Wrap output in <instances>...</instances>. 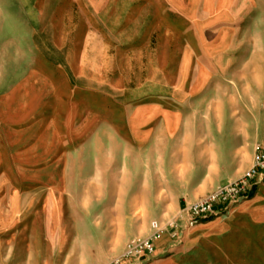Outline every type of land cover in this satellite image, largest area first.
I'll return each mask as SVG.
<instances>
[{
    "label": "rangeland",
    "instance_id": "rangeland-1",
    "mask_svg": "<svg viewBox=\"0 0 264 264\" xmlns=\"http://www.w3.org/2000/svg\"><path fill=\"white\" fill-rule=\"evenodd\" d=\"M155 6L0 0V264H110L177 216L159 198L192 167L231 176L264 149V0H236L231 50L182 71L191 46ZM149 96L208 149L136 143Z\"/></svg>",
    "mask_w": 264,
    "mask_h": 264
},
{
    "label": "crops",
    "instance_id": "crops-1",
    "mask_svg": "<svg viewBox=\"0 0 264 264\" xmlns=\"http://www.w3.org/2000/svg\"><path fill=\"white\" fill-rule=\"evenodd\" d=\"M158 11L173 16L183 30V47L178 56L179 70L191 67L192 58L214 60L224 56L237 40L236 0H155ZM113 10V8H112ZM168 16V15H167ZM187 44V46H189ZM186 45V44H185ZM193 47V48H192ZM190 63V64H189ZM184 65V66H183ZM164 87L159 82L158 88ZM142 111L132 118L136 143L159 145L165 136L175 138L180 152L208 149L206 132L183 128L181 115L166 112L160 96H149ZM137 114V116H136ZM252 164V155L241 170L231 176H214L211 162L191 170L187 182L173 193L162 190V200H175L177 214L187 205L240 178ZM262 264L264 260V181L258 180L248 197L224 216L204 222L184 233L181 243L166 235L156 245L151 259L130 260L125 264Z\"/></svg>",
    "mask_w": 264,
    "mask_h": 264
},
{
    "label": "built area",
    "instance_id": "built-area-1",
    "mask_svg": "<svg viewBox=\"0 0 264 264\" xmlns=\"http://www.w3.org/2000/svg\"><path fill=\"white\" fill-rule=\"evenodd\" d=\"M258 180L264 181V149L261 148L255 149L252 165L239 179L187 204L173 220L166 224L151 223L148 236L128 242L124 251L110 264L151 259L156 253L157 243L166 235L172 242L181 243L186 231L224 216L235 205L246 199Z\"/></svg>",
    "mask_w": 264,
    "mask_h": 264
}]
</instances>
